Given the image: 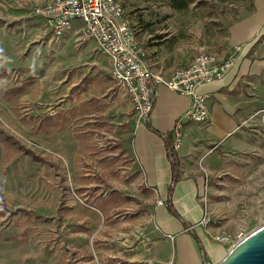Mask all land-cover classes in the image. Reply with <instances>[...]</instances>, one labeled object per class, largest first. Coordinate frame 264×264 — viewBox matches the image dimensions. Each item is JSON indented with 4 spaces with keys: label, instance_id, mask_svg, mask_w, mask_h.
I'll use <instances>...</instances> for the list:
<instances>
[{
    "label": "rangeland",
    "instance_id": "rangeland-1",
    "mask_svg": "<svg viewBox=\"0 0 264 264\" xmlns=\"http://www.w3.org/2000/svg\"><path fill=\"white\" fill-rule=\"evenodd\" d=\"M119 1L148 23V40L190 51L197 42L223 43L251 0H191L179 9L169 0ZM111 67L93 39L72 30L54 37L32 5L0 8V69H9L0 74V129L40 157L0 141V207L11 212L0 213V264H153L154 190L132 175L139 123ZM256 93L260 102L235 142H206L188 159L201 178L194 225L225 231L224 252L264 224V75ZM205 213L211 221L201 226Z\"/></svg>",
    "mask_w": 264,
    "mask_h": 264
},
{
    "label": "crops",
    "instance_id": "crops-1",
    "mask_svg": "<svg viewBox=\"0 0 264 264\" xmlns=\"http://www.w3.org/2000/svg\"><path fill=\"white\" fill-rule=\"evenodd\" d=\"M48 1L50 0H15L14 3L6 4L0 2V8L20 10L29 4L35 8ZM125 2L123 0L124 5ZM248 5L250 11L238 15L227 26L223 43L210 48L205 42H197L190 51L182 43L169 46L160 40H148V23L140 22L139 16L136 17L128 7L125 8L126 17L144 48L151 71L163 75L165 79L198 52H212L219 58L233 54V64L223 78L199 86L200 92L209 95L206 99V120L201 124L186 121L182 126V140L176 149L180 161L179 178L171 197L180 218L170 214L166 208L167 186L171 177L166 147L172 138L174 122L188 108L190 98L158 84L147 120L134 128L132 148L135 164L132 175L140 179L145 187L154 190L152 204L148 209L151 215L148 222L150 226H155L156 236L149 248L154 256L151 262L153 264H203L202 252L191 236L192 231L200 238L206 259L220 260L226 253L224 246L214 242L208 234L213 231L212 226H194L196 219L202 214L197 201L201 178L197 165L188 162V159L201 150L206 142H235V130L244 122L250 106L260 102L259 93L254 95V90H259L261 76L264 75V0H251ZM78 26L79 21H74L68 32H76ZM208 48L211 51H207ZM213 160L209 157L208 163L214 164ZM209 164L207 166L211 169ZM141 198L148 200L147 197ZM157 199L162 200L163 204H156Z\"/></svg>",
    "mask_w": 264,
    "mask_h": 264
},
{
    "label": "built area",
    "instance_id": "built-area-1",
    "mask_svg": "<svg viewBox=\"0 0 264 264\" xmlns=\"http://www.w3.org/2000/svg\"><path fill=\"white\" fill-rule=\"evenodd\" d=\"M34 14L47 22L54 37L64 35L74 21H79L77 35L84 40L93 39L96 46L110 56L111 78L116 89L131 100L138 123L147 120L158 84L190 98V105L174 122L168 151L179 148L184 122H204L208 116L206 99L209 95L199 91L200 84L223 78L233 64V54L219 58L213 53L198 52L168 79L153 73L119 0H50L37 5ZM156 204L163 201L157 199ZM210 221L205 213L198 223L207 226ZM209 235L218 243L231 241L225 231L216 230Z\"/></svg>",
    "mask_w": 264,
    "mask_h": 264
},
{
    "label": "trees",
    "instance_id": "trees-1",
    "mask_svg": "<svg viewBox=\"0 0 264 264\" xmlns=\"http://www.w3.org/2000/svg\"><path fill=\"white\" fill-rule=\"evenodd\" d=\"M191 0H169V2L171 3V5L174 8H186L187 5L190 3ZM7 71H9V69L6 68H1L0 69V74L1 73H6ZM54 117L53 116H44L43 118H41V122L44 121H51L53 120ZM53 122V121H52ZM5 139H9L11 140L13 143L17 144V149H21L23 152L28 153L29 155H31V157H33L34 159H40V157L35 154L32 150H30L29 148L25 147L24 145L19 144L15 139H13V137L7 133L4 132L3 129H0V141H4ZM170 139V138H168ZM169 141V140H168ZM166 155L168 158V161L170 163V170H171V177H170V182L167 186V199H166V208L168 210V212L170 214H172L175 217L180 218L178 212L176 211V209L174 208L173 204H172V193L174 190V186L176 184V182L178 181L179 178V167H180V161L176 155V150H166ZM11 213L9 209H7L6 207H0V213ZM191 236L194 238L198 249L200 252H202V256L203 258H205V253H204V247L203 244L200 240V238L198 237V235L195 233V231L191 232Z\"/></svg>",
    "mask_w": 264,
    "mask_h": 264
},
{
    "label": "water",
    "instance_id": "water-1",
    "mask_svg": "<svg viewBox=\"0 0 264 264\" xmlns=\"http://www.w3.org/2000/svg\"><path fill=\"white\" fill-rule=\"evenodd\" d=\"M215 264H264V224L234 243Z\"/></svg>",
    "mask_w": 264,
    "mask_h": 264
}]
</instances>
